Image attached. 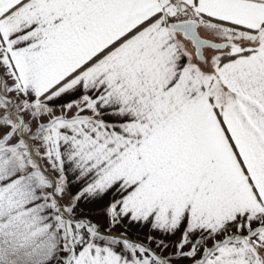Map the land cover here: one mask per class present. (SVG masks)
<instances>
[{
    "label": "snow or ice",
    "instance_id": "obj_1",
    "mask_svg": "<svg viewBox=\"0 0 264 264\" xmlns=\"http://www.w3.org/2000/svg\"><path fill=\"white\" fill-rule=\"evenodd\" d=\"M184 262L264 264V0H0V264Z\"/></svg>",
    "mask_w": 264,
    "mask_h": 264
},
{
    "label": "crops",
    "instance_id": "obj_2",
    "mask_svg": "<svg viewBox=\"0 0 264 264\" xmlns=\"http://www.w3.org/2000/svg\"><path fill=\"white\" fill-rule=\"evenodd\" d=\"M115 231L119 232L120 229H115ZM130 237L133 239H143V234L137 236L136 233L133 231V232H130ZM184 264H185V262H184Z\"/></svg>",
    "mask_w": 264,
    "mask_h": 264
},
{
    "label": "rangeland",
    "instance_id": "obj_3",
    "mask_svg": "<svg viewBox=\"0 0 264 264\" xmlns=\"http://www.w3.org/2000/svg\"><path fill=\"white\" fill-rule=\"evenodd\" d=\"M117 232V231H116ZM133 239V238H132ZM185 264H187V262H185Z\"/></svg>",
    "mask_w": 264,
    "mask_h": 264
}]
</instances>
